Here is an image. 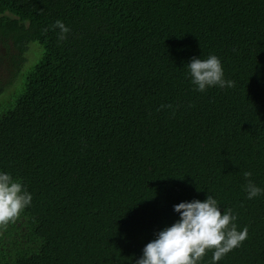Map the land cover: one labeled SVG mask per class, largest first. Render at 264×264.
I'll return each mask as SVG.
<instances>
[{
    "label": "trees",
    "instance_id": "trees-1",
    "mask_svg": "<svg viewBox=\"0 0 264 264\" xmlns=\"http://www.w3.org/2000/svg\"><path fill=\"white\" fill-rule=\"evenodd\" d=\"M0 46V170L33 197L0 264H135L209 194L248 229L218 264H264V0H0ZM209 55L234 87L194 90Z\"/></svg>",
    "mask_w": 264,
    "mask_h": 264
},
{
    "label": "clouds",
    "instance_id": "clouds-1",
    "mask_svg": "<svg viewBox=\"0 0 264 264\" xmlns=\"http://www.w3.org/2000/svg\"><path fill=\"white\" fill-rule=\"evenodd\" d=\"M51 30H58V42L65 41L70 32L60 20L51 26ZM186 75L194 90L200 93L213 87H234L233 81L225 79L222 62L216 55H209L206 59L191 58L186 64ZM251 176V172L244 173L246 183L243 190L248 200L264 196V188L254 183ZM32 198L21 181L0 170V224L15 219L31 205ZM173 210L179 218L155 234V238L143 247L135 264H199L207 251L212 252L211 264H218L248 237L246 227L238 230L237 216L232 210L223 209L210 194L203 201L180 202L173 206Z\"/></svg>",
    "mask_w": 264,
    "mask_h": 264
},
{
    "label": "rangeland",
    "instance_id": "rangeland-1",
    "mask_svg": "<svg viewBox=\"0 0 264 264\" xmlns=\"http://www.w3.org/2000/svg\"><path fill=\"white\" fill-rule=\"evenodd\" d=\"M31 46H32V48L33 47L40 48V46L37 45V44H32ZM7 54H8V51L3 46H0V74L2 72L3 76H7L8 75V71H7V69H5L9 65V63H7V61H6L7 57H8ZM2 57L5 59L4 63H2V61H1ZM35 58H36L35 54H30L28 56V59H29L28 67L32 64V62L34 61Z\"/></svg>",
    "mask_w": 264,
    "mask_h": 264
}]
</instances>
